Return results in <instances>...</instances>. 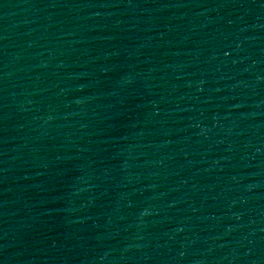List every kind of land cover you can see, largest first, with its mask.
I'll list each match as a JSON object with an SVG mask.
<instances>
[{"label":"water","instance_id":"water-1","mask_svg":"<svg viewBox=\"0 0 264 264\" xmlns=\"http://www.w3.org/2000/svg\"><path fill=\"white\" fill-rule=\"evenodd\" d=\"M0 264H264V0H0Z\"/></svg>","mask_w":264,"mask_h":264}]
</instances>
